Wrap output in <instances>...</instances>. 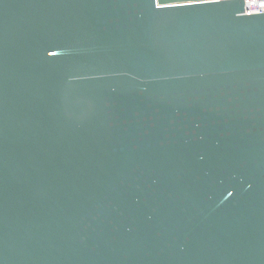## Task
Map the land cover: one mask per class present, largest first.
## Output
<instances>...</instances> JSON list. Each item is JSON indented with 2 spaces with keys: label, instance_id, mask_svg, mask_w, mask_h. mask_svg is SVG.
I'll return each mask as SVG.
<instances>
[{
  "label": "water",
  "instance_id": "95a60500",
  "mask_svg": "<svg viewBox=\"0 0 264 264\" xmlns=\"http://www.w3.org/2000/svg\"><path fill=\"white\" fill-rule=\"evenodd\" d=\"M0 264H264V12L0 0Z\"/></svg>",
  "mask_w": 264,
  "mask_h": 264
},
{
  "label": "built area",
  "instance_id": "2783aa9c",
  "mask_svg": "<svg viewBox=\"0 0 264 264\" xmlns=\"http://www.w3.org/2000/svg\"><path fill=\"white\" fill-rule=\"evenodd\" d=\"M244 2L246 13L264 12V0H244Z\"/></svg>",
  "mask_w": 264,
  "mask_h": 264
},
{
  "label": "snow or ice",
  "instance_id": "6c2138e0",
  "mask_svg": "<svg viewBox=\"0 0 264 264\" xmlns=\"http://www.w3.org/2000/svg\"><path fill=\"white\" fill-rule=\"evenodd\" d=\"M184 5H176V7H183Z\"/></svg>",
  "mask_w": 264,
  "mask_h": 264
}]
</instances>
